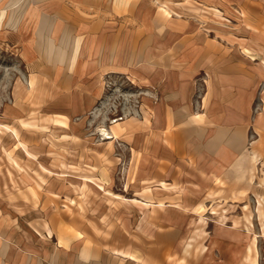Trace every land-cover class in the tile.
Wrapping results in <instances>:
<instances>
[{"label": "crops", "instance_id": "0c3cea01", "mask_svg": "<svg viewBox=\"0 0 264 264\" xmlns=\"http://www.w3.org/2000/svg\"><path fill=\"white\" fill-rule=\"evenodd\" d=\"M74 117L125 149L91 146ZM250 127L264 131V0L1 3L0 264H213L197 207L237 175L247 192L264 160ZM119 156L117 184L104 158Z\"/></svg>", "mask_w": 264, "mask_h": 264}, {"label": "rangeland", "instance_id": "374dc122", "mask_svg": "<svg viewBox=\"0 0 264 264\" xmlns=\"http://www.w3.org/2000/svg\"><path fill=\"white\" fill-rule=\"evenodd\" d=\"M23 1L24 4H26L29 0ZM15 2L16 0H0V6L1 3L15 5ZM114 116L115 117H113L112 119L106 118V124H111V121H114L115 119L121 117V115ZM31 119L32 118L30 117L28 120ZM39 119L40 120H36V122H39L38 126H24L23 133L25 135H30L32 133L42 134L43 132H45V129L48 127L49 120L44 117H40ZM99 124L101 126L102 123H95V125L89 127L87 130L83 127V125L80 124L79 118L74 117L72 118V125L70 128L74 134L80 135L84 131V136H89L93 138L88 143L91 146L99 145L100 149L110 151L117 149H125L124 146L121 145L122 143H115V145L114 143H108L107 139L104 138L105 136H109L108 132H106L104 129L103 132H98V130H96V127L99 126ZM123 130L124 128L122 126H117L116 131L118 133H122ZM55 132L57 131H54V133ZM257 133L260 135L261 140L264 139V131H261V129L258 130L255 127H250L248 130L249 140L254 138ZM80 143L81 142L78 138L72 137L70 145L73 149V153H71L68 158V160H71V162H75L77 160L74 156V151L80 148ZM56 144L63 145L64 142ZM260 146L262 148V146H264V142H262ZM60 159L62 160L61 163L64 166V159L62 157ZM112 159L108 160L104 158V161L105 164L109 166H113L115 165V163L118 164L117 166H115V169H113L112 172L114 182L119 184V182L123 179V172L127 164V158L126 156H119V158ZM78 166L79 165H77L76 167L71 166V171H79ZM262 167H264V160L261 161L260 168L257 171H255V167L252 168V173L249 170V175L247 179V192L245 191L244 193H242L241 190L234 188L235 186H239L241 181V179L237 175L235 176V178L233 177V179H231V181L229 182L227 181L226 183H224L222 180L216 183L215 189H211L208 193L209 196L207 198L211 200V203H209V205L207 206L200 205L197 207V209L201 210L200 214L203 217L200 218L201 220L196 225V228L197 230H199L200 233V242L196 246L195 251L198 252L205 249V245L201 244L202 242H205L209 249H211L213 257L215 258L213 264H224V259L227 260L226 264H264V228H261V221H259V218H256L257 202L254 198L257 192H260L262 198H264V184H261V182H264V171H262L264 170V168ZM256 182H260L261 185L256 187ZM227 201H230L231 204H228L229 202ZM243 201L248 204V211L251 213V225L249 224L248 228H245V223L242 220L243 209L240 202ZM219 225H222L226 228H230L233 226L232 229H234V232L223 233V231H220L219 236H217L216 233L215 237L213 230ZM214 238H216V246L220 245L218 240H221L222 244L223 242L225 243L224 256L221 255L220 257L217 249L212 248ZM256 250L258 251V255H256ZM205 259L206 258L204 256L203 260L205 261Z\"/></svg>", "mask_w": 264, "mask_h": 264}, {"label": "bare ground", "instance_id": "6f19581e", "mask_svg": "<svg viewBox=\"0 0 264 264\" xmlns=\"http://www.w3.org/2000/svg\"><path fill=\"white\" fill-rule=\"evenodd\" d=\"M116 120V119H115ZM109 137V136H108Z\"/></svg>", "mask_w": 264, "mask_h": 264}]
</instances>
